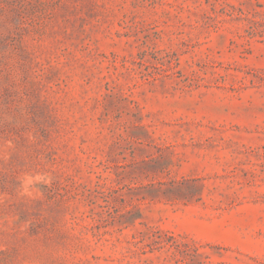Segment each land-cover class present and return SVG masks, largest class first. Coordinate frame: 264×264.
<instances>
[{"label": "rangeland", "instance_id": "obj_1", "mask_svg": "<svg viewBox=\"0 0 264 264\" xmlns=\"http://www.w3.org/2000/svg\"><path fill=\"white\" fill-rule=\"evenodd\" d=\"M0 264H264V0H0Z\"/></svg>", "mask_w": 264, "mask_h": 264}, {"label": "clouds", "instance_id": "obj_2", "mask_svg": "<svg viewBox=\"0 0 264 264\" xmlns=\"http://www.w3.org/2000/svg\"><path fill=\"white\" fill-rule=\"evenodd\" d=\"M31 182H32L31 179H29L26 181V184H30Z\"/></svg>", "mask_w": 264, "mask_h": 264}]
</instances>
